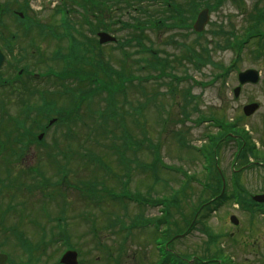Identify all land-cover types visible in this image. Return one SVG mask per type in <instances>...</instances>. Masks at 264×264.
<instances>
[{
    "label": "rangeland",
    "instance_id": "obj_1",
    "mask_svg": "<svg viewBox=\"0 0 264 264\" xmlns=\"http://www.w3.org/2000/svg\"><path fill=\"white\" fill-rule=\"evenodd\" d=\"M20 1L0 0L5 7L10 8H16V6L20 5ZM181 1L185 0H175V2ZM199 1L200 6L195 12L206 6L205 3L210 4L208 6L210 18H208L209 21L201 37L196 38L192 31H185V29L176 31L165 30V32L160 34L155 33L153 30L145 32L150 37L153 48L159 50L157 55L165 60L163 63L164 72L172 74V77L164 76L157 81L150 80L143 84L149 97H153L155 92H164L163 95L157 94L154 97L156 103L162 102L165 109L163 113L157 112L151 101L146 106L145 97L140 91L133 90L129 83L123 85L127 88L126 97L122 96V93L114 95L118 106L121 107L119 111L124 116L123 125L114 128L111 119L107 123L99 122V115L95 111L103 110L104 101L107 97L106 93H101L95 99L83 101L82 104L83 120L85 122L84 128H82V139H84L83 149L86 154L94 155L97 158H106L118 170L120 166L116 158L113 157L115 152L108 147L114 142L112 141V136L116 135L117 139L115 140L117 141L114 143L118 144V146H122L121 143L124 141L122 136L127 130L134 143L143 140L139 147L132 143L130 149H126V158L130 160L132 166L131 178L133 179L130 185L132 192H136L135 194H141L142 197L149 196L155 199L164 197L171 200L172 196L177 195H174L176 193L174 189L178 190L180 188L179 185H181L183 180L182 172L192 175V182L188 180V183H191L190 186L184 192L182 191L183 193H179L176 196L178 200L173 203L169 211L172 233L178 229L183 232L185 226L193 219L195 210L200 202L211 196V193L208 190L205 191L200 185L204 184V181H212L209 178L207 179L203 159L195 148L208 146L210 143L207 135L216 133L217 127L204 123V121L200 122L197 117L200 113L204 118H208L214 113L220 117H225L226 121H235L240 118L237 122V128H243L247 132V141L255 147L256 159L251 157L248 160L261 161L263 158L264 41L263 49L261 50L257 44L259 40L256 38L248 39V42L240 48V54L234 66L227 69V71L224 69L231 63L236 53L228 45L232 37L230 35H236L237 38L243 40L242 38L246 34L244 27H248L251 23L250 16L256 14L258 8L264 13V0H221L218 3L216 0ZM114 2V0H99V4L96 6L98 8L96 9H93L90 2L84 0H79V3L68 4V8L71 9L70 21L75 25H80L86 32L85 27L89 24L85 21L83 22L82 17L87 12V19H89L90 25L96 24L94 18L96 17L105 22L106 27L114 32L122 21L131 22V16L134 15L131 9L127 11L126 4L122 3V1ZM119 4H121L120 8L117 7ZM144 4L147 5L148 3L144 2ZM9 13L11 14V12L4 14L5 25L16 23L11 19ZM164 15L166 16V14ZM185 15L188 17V12ZM36 16L41 22L46 24L58 23V16H54L55 18L52 19L49 11L41 12V14L36 13ZM117 20H120V22L115 23ZM186 22L189 23L190 20L186 19ZM258 26L261 30H264V23ZM220 30L228 31L229 36L218 33L221 32ZM15 31H17L15 27L7 26L5 34ZM122 32L117 30L113 34L121 36L124 34ZM86 33L87 36H91V32ZM19 34L17 32V35ZM32 35H34L33 32ZM121 37L124 40L125 37ZM34 41L37 42L38 38L34 39ZM26 44L27 40L17 38L14 42L15 51L19 47L22 48V46L27 48ZM51 45L40 44L41 49L43 48L46 54L53 49ZM257 51L261 52L258 57H256ZM102 52L106 59L111 60V64L116 65L125 74H127V71L122 64H133L132 70L137 75H155L158 72L150 68L149 70L147 68L138 70L140 64L134 60L144 57L148 61L152 58V54L149 52L144 55L135 54L134 47L128 46L120 49L117 46L114 47V45L103 47ZM126 53L128 54L127 56H125ZM193 55L196 56V59H192ZM246 68L259 70L260 80L256 85L250 86V84H246L242 86L238 97H234L232 90L237 85V72ZM170 81H172V84ZM114 82L116 83V80ZM173 83L177 85L174 87ZM251 100L260 104L258 111L252 116L241 118V115H243L242 111H240L242 106L251 102ZM66 102L65 100L64 104ZM58 104H63V101H59ZM140 104H143V109H137L141 106ZM8 106L9 112L12 113L14 111L12 103H9ZM133 109L137 110L133 111ZM131 111L133 113L130 116L125 113ZM161 117L166 119V123H163ZM109 129H113L112 133L108 131ZM57 133L59 132L54 130V137L60 136H56ZM95 140H98L99 146ZM224 141L219 143L214 150L220 171L225 179L227 194L230 196V193H232L230 192L232 189L230 168L231 162L234 160L235 143L228 139ZM58 143L61 142L58 141ZM58 145L64 148V145ZM155 148L158 150L160 161L167 165L170 164L180 171H168V169H164L159 165L158 171L154 174L155 177H159L158 181L150 175V170L146 171L148 176H145L146 173L144 174L136 166V162L149 163L153 159V155L156 154ZM151 151H155V153ZM70 160L68 167L70 173L67 180H77L76 175L82 173L86 181L85 185L93 181L95 173L92 172V169L94 168L87 167L79 172L80 170H77L75 162H72L74 159ZM246 164L247 162L241 163L237 160L234 167L238 178L237 183L245 190L244 195L251 196L264 193V169L259 165L249 167V164ZM109 167L111 168V165ZM246 167L249 168L247 169ZM110 183L106 181L104 187L108 189L114 186ZM78 194L79 191L75 188L69 190L68 213L70 216H66L68 220L66 230L69 233L71 243L78 245L80 260L83 264H113L111 263L112 261L118 264H156L158 262L159 259L153 241V238L158 237L155 228L150 226L143 228L141 223L139 224L140 227L127 228L133 221L135 223L136 218L140 216L143 219L144 217L155 218L159 216L161 213L160 208L147 205L141 207V205H137L134 202L121 204L118 201L113 202L114 204H109L108 207L106 205L96 207V204L89 201L90 199H87L84 194L83 199L80 200ZM49 204L52 203L50 202ZM176 204H178V208L175 207ZM52 208L53 215L58 214L57 207H54V204H52ZM81 211L89 216L88 220L78 216ZM230 215H235L238 219L236 225L229 221ZM112 221H115L116 224L111 225ZM122 224L127 230L123 229V226L121 227ZM93 226L95 227L96 236H93L91 232ZM82 231L86 232L83 240L80 235ZM179 234L181 235L180 232L176 235ZM63 245L64 243L58 242L49 246L46 256L43 258V264H53L59 257L60 251L63 250ZM171 248L179 254L177 258L185 262L189 260L193 262L192 259H196V256H204L203 258L216 256L218 259L216 257L213 258L226 264H264V215L262 216L258 212L252 215L249 212L246 213L243 209L236 207L233 200H227L216 211L205 213L201 221L186 236L177 237L172 242ZM102 250H111L112 257L109 261H107L105 252H100ZM11 256L16 260L21 257V253L13 250Z\"/></svg>",
    "mask_w": 264,
    "mask_h": 264
},
{
    "label": "flooded vegetation",
    "instance_id": "obj_2",
    "mask_svg": "<svg viewBox=\"0 0 264 264\" xmlns=\"http://www.w3.org/2000/svg\"><path fill=\"white\" fill-rule=\"evenodd\" d=\"M4 25H0V43L2 46L10 45V40H5ZM19 48L14 50V54H19ZM9 55V59L12 57ZM25 53L21 51L17 59H12L13 62L21 63V60H26ZM14 65L11 63L2 67L0 75H12ZM14 74L13 80H19L23 75L24 68L18 67ZM19 90V89H18ZM17 90V91H18ZM36 126L37 121L26 123ZM37 133L32 129L22 130L16 129L14 137H0V193L7 191H48L52 188V172L51 166L47 162L44 154H39L36 151V144L47 140L49 131L48 125L44 124ZM23 133V134H22ZM40 134V135H39ZM1 202V201H0ZM3 212V205L0 203V214ZM4 217L0 215V252L5 250V228Z\"/></svg>",
    "mask_w": 264,
    "mask_h": 264
},
{
    "label": "water",
    "instance_id": "obj_3",
    "mask_svg": "<svg viewBox=\"0 0 264 264\" xmlns=\"http://www.w3.org/2000/svg\"><path fill=\"white\" fill-rule=\"evenodd\" d=\"M208 18V15H207V9H203L199 12L198 16H197V19L193 25L194 29L197 30V31H200L201 29H203V26L204 24L207 22V19ZM100 35V41H106V40H111L113 39L112 37H109L108 35H106V33H100L98 34ZM2 59V56L0 55V60ZM0 64H1V61H0ZM258 73L254 70V69H247L243 72H240L238 74V81L240 84H243L245 82H256L258 79ZM239 87H236L234 92H235V95L238 94V91H239ZM258 107V104L256 103H252L251 104H248V105H245L243 107V110L244 113L246 115H249L251 113H253L255 111V109H257ZM254 199L255 200H258V201H264V195H257V196H254ZM231 219L233 220L234 223H236V220L231 217ZM5 259V256L2 257L1 256V261H4ZM61 262L63 264H75L76 262V254L72 251H68L66 252L62 258H61Z\"/></svg>",
    "mask_w": 264,
    "mask_h": 264
},
{
    "label": "trees",
    "instance_id": "obj_4",
    "mask_svg": "<svg viewBox=\"0 0 264 264\" xmlns=\"http://www.w3.org/2000/svg\"><path fill=\"white\" fill-rule=\"evenodd\" d=\"M198 6H199V1H198V0H192V7H193L194 9H196V7H198ZM234 127H235L234 124H230V126L227 127V130H226V131H228V130H232V132H235L234 129H233ZM224 132H225V131H224ZM224 134H225V133H221L219 136H217V137L215 138L214 142H212V146H213V147H215V145L217 144V142H219V141L222 139V137L224 136ZM176 200H178L177 197L175 198L174 202H176Z\"/></svg>",
    "mask_w": 264,
    "mask_h": 264
}]
</instances>
